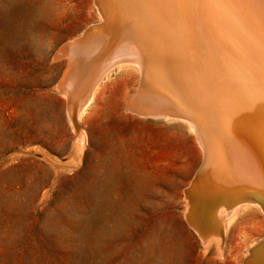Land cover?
<instances>
[{
	"label": "rangeland",
	"instance_id": "rangeland-1",
	"mask_svg": "<svg viewBox=\"0 0 264 264\" xmlns=\"http://www.w3.org/2000/svg\"><path fill=\"white\" fill-rule=\"evenodd\" d=\"M100 20L94 0H0V264H244L264 214L224 213L222 250L202 244L184 215L201 147L181 117L127 109L134 64L105 72L75 141L58 51Z\"/></svg>",
	"mask_w": 264,
	"mask_h": 264
},
{
	"label": "bare ground",
	"instance_id": "bare-ground-1",
	"mask_svg": "<svg viewBox=\"0 0 264 264\" xmlns=\"http://www.w3.org/2000/svg\"><path fill=\"white\" fill-rule=\"evenodd\" d=\"M94 3L100 22L58 51L68 58L57 88L75 141L88 143L80 118L105 72L134 64L141 77L127 109L189 124L202 164L184 189L185 219L203 245L222 250L224 213L254 204L264 214L252 198L264 202V0ZM257 242L244 264H264V240Z\"/></svg>",
	"mask_w": 264,
	"mask_h": 264
},
{
	"label": "water",
	"instance_id": "water-1",
	"mask_svg": "<svg viewBox=\"0 0 264 264\" xmlns=\"http://www.w3.org/2000/svg\"><path fill=\"white\" fill-rule=\"evenodd\" d=\"M137 87H138V84H137ZM136 90H137V88L135 89V92H136ZM135 92H134V93H135ZM201 164H202V163H201ZM201 164L198 166V168L201 166ZM198 168L196 169L197 172H198ZM196 171H195V173H194L193 176H196V174H197ZM252 196H253V197H252L253 199H256V200H258L259 202H261L262 204H264V202L261 200V198H260V196H259L258 194H253ZM263 240H264V238H263L262 240H259L257 243L259 244V243H261ZM257 243H256V244H257ZM258 244H257V245H258Z\"/></svg>",
	"mask_w": 264,
	"mask_h": 264
}]
</instances>
